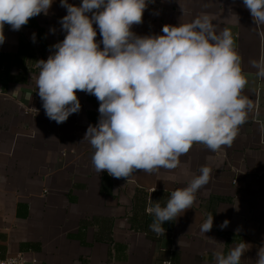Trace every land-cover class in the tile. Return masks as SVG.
<instances>
[{
	"label": "crops",
	"instance_id": "obj_1",
	"mask_svg": "<svg viewBox=\"0 0 264 264\" xmlns=\"http://www.w3.org/2000/svg\"><path fill=\"white\" fill-rule=\"evenodd\" d=\"M202 14L212 18L217 32L227 28L232 34L247 80L241 95L252 104L246 122L230 146L212 152L194 143L175 169L136 170L129 178L97 173L91 163L93 149L83 137L98 122L95 96L78 92L81 109L57 124L45 115L31 81L39 71L36 61L46 60L50 46L66 35L59 23L66 15L60 0L48 15L31 17L19 30L4 25L0 258L23 253L27 264L33 257L40 264H215L214 252L226 254L243 240L249 248L240 264H256L264 244V78L250 60L264 53V26L255 25L243 0H150L133 31L159 34L165 24L188 23ZM95 39H101L98 29ZM204 165L210 179L195 194L192 208L166 221L164 235L157 236L149 228V200L163 205ZM210 215L213 227L202 233Z\"/></svg>",
	"mask_w": 264,
	"mask_h": 264
},
{
	"label": "clouds",
	"instance_id": "obj_2",
	"mask_svg": "<svg viewBox=\"0 0 264 264\" xmlns=\"http://www.w3.org/2000/svg\"><path fill=\"white\" fill-rule=\"evenodd\" d=\"M53 2L0 0V44L5 24L19 30L31 17L48 15ZM149 3L60 0L66 15L59 23L66 35L50 46L46 60L36 61L39 71L31 79L45 115L57 124L81 109L78 92L95 96L98 122L88 126L83 140L93 149L95 171L106 170L114 178H129L136 170L175 169L194 143L212 152L230 146L252 108L241 95L247 80L229 29L217 32L212 18L202 14L188 23L165 24L159 34H137L133 25L142 23ZM243 6L256 26H264V0H243ZM250 64L264 78V53ZM209 179L210 169L201 166L163 205L150 199V230L164 235L165 222L192 208ZM213 219L210 215L202 222V233L213 227ZM227 225L225 220L219 227ZM248 245L242 240L226 254L214 252L215 264H240ZM256 255V264H264V244Z\"/></svg>",
	"mask_w": 264,
	"mask_h": 264
},
{
	"label": "built area",
	"instance_id": "obj_3",
	"mask_svg": "<svg viewBox=\"0 0 264 264\" xmlns=\"http://www.w3.org/2000/svg\"><path fill=\"white\" fill-rule=\"evenodd\" d=\"M29 260L23 253H18L16 255H10L6 258H0V264H27ZM30 262L32 264H40L37 258L33 257Z\"/></svg>",
	"mask_w": 264,
	"mask_h": 264
}]
</instances>
